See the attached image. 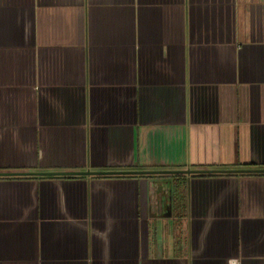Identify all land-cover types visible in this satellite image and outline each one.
I'll list each match as a JSON object with an SVG mask.
<instances>
[{"label": "crops", "instance_id": "obj_1", "mask_svg": "<svg viewBox=\"0 0 264 264\" xmlns=\"http://www.w3.org/2000/svg\"><path fill=\"white\" fill-rule=\"evenodd\" d=\"M264 169V0H0V173ZM0 177V264H264V174Z\"/></svg>", "mask_w": 264, "mask_h": 264}, {"label": "water", "instance_id": "obj_2", "mask_svg": "<svg viewBox=\"0 0 264 264\" xmlns=\"http://www.w3.org/2000/svg\"><path fill=\"white\" fill-rule=\"evenodd\" d=\"M264 174V169H230V170H172V171H103V172H47V173H0V177L35 176V177H64V176H123V175H194V174Z\"/></svg>", "mask_w": 264, "mask_h": 264}, {"label": "trees", "instance_id": "obj_3", "mask_svg": "<svg viewBox=\"0 0 264 264\" xmlns=\"http://www.w3.org/2000/svg\"><path fill=\"white\" fill-rule=\"evenodd\" d=\"M166 177H168V178H169V177H170V178L172 177V178H179V179H180L181 175H171V176H166Z\"/></svg>", "mask_w": 264, "mask_h": 264}]
</instances>
